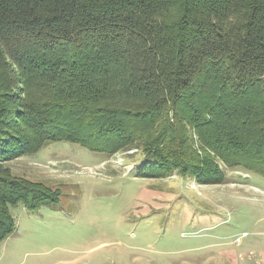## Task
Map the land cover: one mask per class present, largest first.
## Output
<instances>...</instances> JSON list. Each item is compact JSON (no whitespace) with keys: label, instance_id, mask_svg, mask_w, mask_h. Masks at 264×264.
I'll list each match as a JSON object with an SVG mask.
<instances>
[{"label":"trees","instance_id":"16d2710c","mask_svg":"<svg viewBox=\"0 0 264 264\" xmlns=\"http://www.w3.org/2000/svg\"><path fill=\"white\" fill-rule=\"evenodd\" d=\"M66 140L138 172L264 176V0H0V243L57 191L1 162Z\"/></svg>","mask_w":264,"mask_h":264},{"label":"rangeland","instance_id":"374dc122","mask_svg":"<svg viewBox=\"0 0 264 264\" xmlns=\"http://www.w3.org/2000/svg\"><path fill=\"white\" fill-rule=\"evenodd\" d=\"M138 149L91 151L66 140L1 160L57 191L11 206L0 264H264V176L221 170L222 183L138 172Z\"/></svg>","mask_w":264,"mask_h":264}]
</instances>
